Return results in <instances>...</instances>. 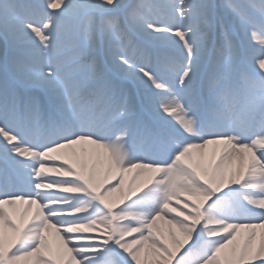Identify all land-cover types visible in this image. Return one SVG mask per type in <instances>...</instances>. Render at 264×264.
<instances>
[{
	"label": "snow or ice",
	"instance_id": "6c2138e0",
	"mask_svg": "<svg viewBox=\"0 0 264 264\" xmlns=\"http://www.w3.org/2000/svg\"><path fill=\"white\" fill-rule=\"evenodd\" d=\"M0 264H264V0H0Z\"/></svg>",
	"mask_w": 264,
	"mask_h": 264
},
{
	"label": "bare ground",
	"instance_id": "6f19581e",
	"mask_svg": "<svg viewBox=\"0 0 264 264\" xmlns=\"http://www.w3.org/2000/svg\"><path fill=\"white\" fill-rule=\"evenodd\" d=\"M130 178V177H129Z\"/></svg>",
	"mask_w": 264,
	"mask_h": 264
}]
</instances>
